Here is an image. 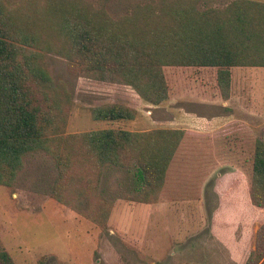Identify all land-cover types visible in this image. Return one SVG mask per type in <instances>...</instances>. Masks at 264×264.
I'll return each mask as SVG.
<instances>
[{"label": "trees", "instance_id": "trees-1", "mask_svg": "<svg viewBox=\"0 0 264 264\" xmlns=\"http://www.w3.org/2000/svg\"><path fill=\"white\" fill-rule=\"evenodd\" d=\"M202 1L148 0L113 19L80 0H0V186L14 187L26 160L41 153L56 170L50 197L100 234L108 230L112 209L99 192L107 167L135 166L131 202L154 204L167 190L174 200L200 199L214 165L207 137L198 143L181 130L112 127L64 135L71 100L43 60L47 54L62 57L76 73L128 86L152 106L170 98L164 68L209 69L220 98L227 100L232 68L264 67V3L230 0L201 7ZM89 111L94 122L107 125L136 117L133 109L118 104ZM236 166L242 171L241 162ZM246 172L248 201L261 210L264 143L259 140ZM0 264H13L3 246ZM244 264H264V222Z\"/></svg>", "mask_w": 264, "mask_h": 264}, {"label": "rangeland", "instance_id": "rangeland-1", "mask_svg": "<svg viewBox=\"0 0 264 264\" xmlns=\"http://www.w3.org/2000/svg\"><path fill=\"white\" fill-rule=\"evenodd\" d=\"M8 1L15 4L20 0ZM80 1L93 9L103 8L110 17L117 19L126 15L132 6L148 0ZM228 1L203 0L200 5L219 7ZM43 61L53 81L63 85L71 100L64 135L103 128V124L91 119V108L117 102L136 103L133 99L135 96H130V93L134 95L130 87L118 82L101 83L92 75L76 73L68 61L54 54L45 55ZM258 74L256 79L262 88L259 92L257 82H254L256 86H252L253 77L248 75L245 91H239L243 105L253 107L251 102H256V107L264 106V69H259ZM164 75L170 89V104L169 100L165 102V105L169 104L167 109L187 101L190 103L191 93L202 88L195 69L166 67ZM205 81L202 80V86ZM180 89L188 93L180 95V103H177L175 97ZM255 91L253 97L258 100L253 101L251 92ZM189 103L184 105L185 110H191L194 106ZM162 113L152 110V113L145 115L150 120L157 118V114L160 118H169L166 108ZM138 119L106 128L137 130ZM153 127L159 128L151 122L150 130H154ZM191 138L192 141L196 138L194 142H204L202 137ZM207 138L205 147L214 165L198 202L174 200L169 198L173 194L167 190L161 195L160 202L154 204L153 212L145 211L127 199L137 188L135 166L103 169L99 192L104 200L112 203L115 210L107 222L108 230L102 234L94 224L75 218L69 208L50 197L56 177L53 161L41 153L28 158L14 187L0 186V246L5 248L13 264H77L85 260V252L90 246L94 250L92 261L99 260L100 264H244L250 249L254 247L257 230L264 222V208L258 210L249 204L246 172L254 141L264 143V124L252 122L248 126L242 125V137ZM218 157L224 158L218 161ZM239 162L242 163V173L236 166ZM177 166L173 163L178 171ZM144 212H149L151 220L128 221L125 218L127 213H137L141 217ZM213 214L229 219L230 230H221L224 223L211 222ZM238 220L242 221L236 222ZM212 224L219 225L216 231H220L226 242L231 241L232 233L242 234V245H222L213 238ZM76 250L78 254L74 257L71 251L75 253Z\"/></svg>", "mask_w": 264, "mask_h": 264}, {"label": "crops", "instance_id": "crops-1", "mask_svg": "<svg viewBox=\"0 0 264 264\" xmlns=\"http://www.w3.org/2000/svg\"><path fill=\"white\" fill-rule=\"evenodd\" d=\"M257 2H261V1H257ZM179 69H184V68H179ZM259 69H264V67H235V68H232L231 69V93H230V97L227 100H222L220 98L219 92L216 88L213 71L209 69H206V70L200 69L196 71V73L199 74L200 84L202 88L194 90L191 93L190 103L192 105L194 104L191 110L184 109V105L188 104L189 103L188 101L185 102V104L182 103L181 105L180 104L175 105L172 108L167 109V106L170 104L169 103L170 99L168 101L169 103L168 105H165V103H163L159 106H152L147 103H144L135 93L134 95L130 93L131 97L135 96V98H133L134 101L136 102L135 104L118 103V102L109 103V104H119L122 106H126L128 108L133 109L136 112V117L132 121H135L139 118L138 119L139 121H137L136 123L137 130L133 129L129 131H148L152 129L150 128V125L152 122L159 126V128L153 127V129L181 130V131H184L185 137H226L227 135L229 137H235V136L242 137V125L248 126L252 122L264 124V106L262 105V107H259V106L256 107L255 105L258 104L256 102H251V106L253 107L248 106V104L243 105L242 98L239 95L240 89H242V91H245L244 85L246 81L248 80L247 78L248 75L253 77L251 78L253 80L252 86L254 85L256 86V83L254 82H257V85L259 88L258 91L260 92V89L262 87L261 85L258 84V81L256 79L259 76L258 74ZM202 80H206L203 86H202ZM124 87H128V86H124ZM177 92H178L177 94L178 96L175 97L176 98L175 100L177 103H180V101H178L179 96L186 94L188 92H184L182 91V89L177 90ZM253 94L256 95V91L254 93L251 92L253 101L258 100V98L256 99L255 97H253ZM182 99L184 98L182 97ZM164 108H166V112L169 118L163 119L159 117V114H157L158 116L157 118L155 119L151 118L150 120L145 115V113H148V112L152 113V110L157 111V113L163 114L162 110ZM123 123L125 122L112 123L110 125L123 124ZM100 124H103V128H100V129H104L106 128V126H109L106 123H102V122ZM162 125L164 126L162 127ZM240 173H242L241 170H240ZM208 177L209 176H207L202 182L201 191ZM201 191H200V199H201ZM160 198L161 196L159 197L158 202H160ZM200 199L193 200V201L198 202L200 201ZM183 202H189V201H183ZM154 204H157V202ZM154 204H140V203L133 202L134 206L141 207L143 210L151 211V212H153L152 208ZM114 210H115V207H113L108 221L113 215ZM70 212H72L73 214L72 216H75V218L77 217L83 220L84 222H88L87 220L80 218L73 211H70ZM148 213L144 212L141 215V217H138L139 215H137V213H127L125 214L126 215L125 218L128 221L129 220L149 221L151 220V215H148ZM210 220L213 223H218V222L224 223L221 227L222 229L220 228L222 231L225 229H228V231L230 230L231 221L229 219H225L224 216L221 217L218 214H213L211 215ZM241 221L242 220H238L236 222H241ZM109 225L111 226V223ZM211 227L214 228L213 238H215L218 242L222 243V245L226 247H230V246L239 247L242 245V240H243L242 234L232 233V235L234 236L231 238V241L226 242L224 239H222V234L219 233L220 231L218 232L216 231V230H219L217 229L219 228V225L212 224ZM87 248L88 250L85 252L86 253L85 260H83L82 262H77V264H100L99 260L96 262L92 261L93 254H94L93 248H91V246ZM71 253L74 256L76 255L77 250L75 253L72 251Z\"/></svg>", "mask_w": 264, "mask_h": 264}]
</instances>
